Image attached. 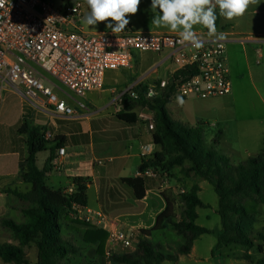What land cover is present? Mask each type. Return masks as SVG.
I'll list each match as a JSON object with an SVG mask.
<instances>
[{"label":"crops","instance_id":"0c3cea01","mask_svg":"<svg viewBox=\"0 0 264 264\" xmlns=\"http://www.w3.org/2000/svg\"><path fill=\"white\" fill-rule=\"evenodd\" d=\"M87 13L86 8L85 15ZM138 13L142 15L143 12L140 10ZM82 25L87 33L100 32V30H88L83 21ZM128 26L135 30L131 22ZM148 27L151 29L135 31L178 34L167 28H157L144 23L143 28ZM216 27L219 32L225 31L233 38L228 43L226 52L232 82L231 94L204 100L210 101V103L207 108L198 113L202 120L197 119L193 123L184 117L185 103L189 101L188 98H184L182 106L177 101L172 103L173 100H170L167 109L173 120L200 128L206 144L213 146L219 154L229 160L231 165L241 164L260 154L250 157L253 150L261 152L264 147V114L256 117L255 114L253 115L260 109V106L264 108L262 91L264 86V0H260L257 6L249 7L241 18L228 21L218 16ZM195 30L197 34L207 32V29L201 26H195ZM177 72H179L178 68L164 55L136 53L132 68L106 73L104 88L85 97L86 110L79 109L76 100L70 97L72 102H67L76 107L78 116L76 118L57 117L50 111L37 110L21 95L8 89L19 97L21 111L19 125L29 119L26 110L33 115V121L37 120L38 115H43L69 122L59 126L53 124L57 128L56 138H60L64 142L65 155L58 157L56 153L60 164H54V171L47 175L48 186L65 190L74 185L75 178L86 179L88 181V209L105 214L122 229L137 233L142 230H152L156 225L157 218L167 208V203L162 195L165 192L163 178L160 176L143 177L146 193L142 199H137L134 190L123 183L122 179L142 177V146L155 145L153 130L149 127L150 121L143 119L146 116L153 120L154 114L151 113L147 116L144 110L139 113L137 109H134L138 120L136 124L132 125L122 123L116 116L123 109L122 98L128 89L133 88L135 91L136 88L141 87L147 90L150 86L159 85L161 82H166L168 87ZM2 87L5 88L0 80V88ZM3 88L0 90V101ZM174 90H176V86ZM163 91L161 90L160 93ZM87 111L90 112V115L87 114ZM1 115L2 112H0V120ZM17 125V123L7 125L9 129L7 136L12 137L14 142L9 144V149L4 151V154H16L19 157L17 135L15 134ZM5 143L6 139L0 138V152H3L1 151L3 148L5 149ZM25 150L27 151V148ZM240 150H244L248 156L247 159H234ZM160 151L161 148L155 145V150L148 154L147 159L152 158ZM22 152L24 154V151ZM38 156L37 166L42 169L45 162L39 166ZM99 160L105 161L106 165L104 167L97 166L95 163ZM2 165L6 167V164ZM17 166L19 164H14V168ZM23 183L25 182L20 176L19 169L0 175V224L5 220H11L10 217L14 214H19L26 219L23 211L29 207V204L5 193L8 189H18L24 192L21 187ZM199 186L202 190L203 184H199ZM216 212L218 213L217 210ZM152 237L153 235L146 238L151 241ZM12 245L19 246V243L15 241ZM31 245L24 248L25 255L30 251ZM194 249L193 246L192 252ZM35 258L33 264L38 262V250L35 252Z\"/></svg>","mask_w":264,"mask_h":264},{"label":"trees","instance_id":"16d2710c","mask_svg":"<svg viewBox=\"0 0 264 264\" xmlns=\"http://www.w3.org/2000/svg\"><path fill=\"white\" fill-rule=\"evenodd\" d=\"M191 74H194L192 70L177 72L172 83L153 99H147V90L141 87L135 89L137 99L125 94L122 98L123 109L116 117L122 123L132 125L138 120L134 112L136 106L149 109L154 114L153 140L161 151L152 158L143 159L141 172L152 168L160 173H171L175 168L189 164V170L210 183L219 197L218 214L222 229L216 249L233 245L252 248L255 245L252 230L258 222L257 208L260 204L264 205V147L258 156L237 166L231 165L213 146L206 144L200 128L173 120L167 109L171 95L179 79ZM18 134L25 138L27 148L26 156L19 164L20 176L26 184L31 185V190L24 193L18 189H8L5 193L29 204V207L23 211L25 223L3 221L13 232V240L19 246L0 245V259L6 264H30L24 248L35 243L38 250L36 264H75L72 258L80 255L82 248L64 235V229L71 225L81 228L82 244L93 246L96 249L94 254L99 259L104 258L108 233L75 217V205H88V181L75 178L73 184L76 189L72 194L66 193V189H55L47 184V175L55 169L56 153L64 147L63 140L56 138L55 146L49 148L51 142L44 128L27 121L18 129ZM46 151L50 154L44 168L40 169L37 156ZM122 182L134 190L137 199L145 197L146 184L143 177L122 179ZM200 191V186L195 184L180 196L185 206L180 220L176 217L177 200L163 192L167 208L157 218L155 227L139 232L141 240L134 254L113 256L111 262L161 264L166 260L177 262L179 256L190 255L195 242L201 236L211 233L197 224L198 209L209 207L200 199ZM169 227L185 238V245L179 248L176 256L163 255L147 239ZM258 239L264 242V231L258 234ZM258 249L262 257L254 264H264V246L260 245ZM245 259L250 260V255H246Z\"/></svg>","mask_w":264,"mask_h":264},{"label":"built area","instance_id":"2783aa9c","mask_svg":"<svg viewBox=\"0 0 264 264\" xmlns=\"http://www.w3.org/2000/svg\"><path fill=\"white\" fill-rule=\"evenodd\" d=\"M85 9L80 1H62L60 7H55L48 0H0V80L3 85L37 110L50 111L57 117L76 118V107L45 84L43 73L83 99L104 88L107 72L132 68L136 53H153L166 56L179 71L194 72L179 79L170 100L177 96L206 100L231 94L226 52L233 38L225 31L222 32L226 38L215 43L208 39L207 32L197 34L205 40L200 49L181 45L178 34L137 32L128 25L116 35L110 30L87 33L82 25ZM167 85L161 82L150 86L145 97L155 98ZM149 89L156 93L151 98ZM125 94L138 98L133 88ZM76 105L81 110L87 109L84 102L76 100ZM144 118L150 121L149 127L153 130V120ZM57 154L63 157L65 148L59 149ZM142 156L147 160L148 154L143 152ZM57 158L54 164H60ZM95 164L104 167L106 162L99 160ZM141 176H160L163 186L168 185L166 175L152 168L141 172ZM75 189L72 185L66 193L72 194ZM74 209L78 220L108 233L105 252L108 258L118 249L132 248L138 240L139 233L120 228L103 213L77 205Z\"/></svg>","mask_w":264,"mask_h":264},{"label":"rangeland","instance_id":"374dc122","mask_svg":"<svg viewBox=\"0 0 264 264\" xmlns=\"http://www.w3.org/2000/svg\"><path fill=\"white\" fill-rule=\"evenodd\" d=\"M48 1L55 7H60L62 1L65 2L68 0H48ZM70 1L82 2L86 6L89 12V8L85 0H70ZM150 5H151V0H141L139 9L141 10V12H143L142 15L138 13L140 11L138 10L137 14L128 16V19L134 26L135 30L145 31L151 29L149 27L143 28L144 23H146L147 25H152L151 20L154 16V13L151 12ZM106 23L107 22H100L95 26H88L87 24L85 25L87 29L91 31L92 30L104 31V30H108L106 28ZM43 75L45 76V80H44L45 84L53 88L56 92L60 93L63 99L67 100L68 102H72L70 99L71 97L78 101L87 103L85 98L82 99L75 97L65 87H63L57 80H55L48 74L43 73ZM2 88H0V90ZM5 88H3V90L1 91L2 100L0 101V112H2L1 120H0V138L6 139V143L4 144L5 149L3 148L1 150L3 152H0V165H1L0 175L8 171L11 172L14 170H18L19 166L14 168V164H20V160H22L21 158H24L26 156L25 138L20 137L18 134V129L21 127V125H19L21 118L19 97L16 95V93H13ZM262 91L264 95V86L262 87ZM188 99L189 101L185 103L184 117L189 119L191 123L197 121V119H200L201 121L202 118L198 113L203 109L207 108L210 101H204L203 99L197 97H190ZM175 101L177 100L176 99L173 100L172 103ZM136 109L137 111H139V113H141V111L144 110L147 113V116H149L152 113L149 109L140 106H137L135 110ZM87 112H88L87 114L90 115V112L89 111ZM254 114L255 117L260 114L263 115L264 108L260 106V109L254 112L253 115ZM26 115L29 118L27 121L28 123L42 126L44 128V130L48 135V140L51 142L49 148L55 146L54 142L57 136V132H56L57 128H55L54 125L59 126L62 123H69V122L60 121L56 117L49 118L43 115H38L37 120L33 121L32 119L33 115L30 114L28 110H26ZM15 123L18 124L17 128H15V134L17 135L16 142H17V147H18L17 152L19 153V157L16 154H9V155L4 154L5 153L4 151H8L10 146L9 144L10 143L12 144L14 142V139L12 137H10L9 135L7 136V132L9 131L7 125H13ZM22 151H24V154ZM48 153L50 154V152H45L38 156L39 166L44 164L45 160L48 157ZM259 153H260L259 150L258 151L253 150L252 154H250V157L256 156ZM247 157L248 156L244 152V150L242 151L240 150L238 153H236L234 159H240V158L247 159ZM2 164H6V167H4ZM10 164H12V166H10ZM234 165H239V164H234ZM189 167L190 165L186 164L184 167L175 168L171 173H160L162 176L166 175L165 180L169 181L168 185L163 186V188L166 193L174 196L175 199L177 200L176 217L177 220H180L181 214L185 209L184 204L181 202L180 196L185 192L189 191L192 188V186H194L195 184L198 185L203 184V189L200 191L199 197L209 207L205 209H198L199 218L197 224L201 227H205L209 229L211 233L201 236L195 242L194 244L195 249L190 255L179 256V261L177 262L166 260L161 264H254L258 259L262 257L258 247L260 245L264 246V242L258 239V234L264 231V205L260 204L258 205L257 208L258 222L254 225L252 230V235H253L252 238L255 241L254 247L247 248L243 246L233 245L229 248L225 247L217 250L216 248L222 228L221 218L219 214L216 212V210L218 211L219 209V197L215 192L214 187L210 183H208L204 178L198 176L194 172H191L189 170ZM21 187L24 192L29 191L31 189V186L26 183H23ZM10 218L11 220H13L18 224H23L26 222V219H24L19 214H14L13 216L11 215ZM64 235L69 239H71L72 241H74L78 246H80V248H82L80 255H78L75 259L72 258V262L75 264L76 263L92 264L97 261H99L100 264H113L111 262L113 256L121 255L122 253L134 254L141 240L140 235H138L139 236L138 240L135 242L132 248L118 249L117 251L113 252L114 254L113 256L108 258L105 255L104 258L99 259L100 257L94 254L96 249L93 246H84L82 244L80 238L81 228H79V226L71 225L65 228ZM150 240H151L150 242L153 243L155 249L160 251L163 255L176 256L178 255L179 248L185 245V238L179 235L172 227H169L164 231L154 233L153 237ZM4 243L13 244L15 243V241L13 240V232L2 223L0 224V244H4ZM106 249H107V245L105 247V252ZM29 250L30 251L26 255V259L30 264H33L36 259L35 252L37 250V246L35 244H32ZM213 252H215L214 255ZM246 255H250L251 259L250 260L245 259ZM0 264H6V263H4L0 259Z\"/></svg>","mask_w":264,"mask_h":264},{"label":"clouds","instance_id":"9594fccd","mask_svg":"<svg viewBox=\"0 0 264 264\" xmlns=\"http://www.w3.org/2000/svg\"><path fill=\"white\" fill-rule=\"evenodd\" d=\"M89 12L83 18L88 26L107 22L106 28L113 34H119L130 23L128 16L137 14L141 0H85ZM260 0H151L150 9L154 13L151 24L157 28H167L179 35L181 45H190L195 49L204 46L205 40L197 35L195 26L207 29V37L213 43L223 41L226 36L219 32L216 21L219 17L231 21L243 17L249 7L258 5ZM218 9V13H217ZM149 89L148 96L155 95ZM177 103L184 104L182 96ZM155 145L142 146L145 154H151Z\"/></svg>","mask_w":264,"mask_h":264}]
</instances>
